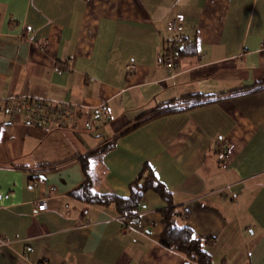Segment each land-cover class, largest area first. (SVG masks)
<instances>
[{
  "label": "crops",
  "instance_id": "0c3cea01",
  "mask_svg": "<svg viewBox=\"0 0 264 264\" xmlns=\"http://www.w3.org/2000/svg\"><path fill=\"white\" fill-rule=\"evenodd\" d=\"M176 14L175 44L194 53L174 48L168 69ZM263 40L264 0H0V264H198L159 242L158 193L133 218L70 195L85 178L75 156L113 137L92 165L94 191L127 197L147 164L176 223L213 237L214 264H264V88L252 91L264 85ZM195 92L222 97L126 131ZM22 93L73 103L67 124L8 119L7 99ZM99 103L106 121L86 124Z\"/></svg>",
  "mask_w": 264,
  "mask_h": 264
},
{
  "label": "trees",
  "instance_id": "16d2710c",
  "mask_svg": "<svg viewBox=\"0 0 264 264\" xmlns=\"http://www.w3.org/2000/svg\"><path fill=\"white\" fill-rule=\"evenodd\" d=\"M167 32L169 37L167 50L173 49L170 51H174V44L178 41H182L181 33L179 34V38L172 40L174 33L170 31ZM177 53L178 55L194 53L192 43L181 45V47L177 49ZM263 88L264 85H261L256 89H252V91H259ZM239 90H242V88L240 87L230 90V92H228L230 94L226 96L229 97L234 95ZM221 97L222 96L212 97L210 94L195 92L185 93L176 98L159 102L152 108L135 117L131 121L133 123L132 126L126 131L132 130L148 120L211 103L219 100ZM116 138L117 137H113L110 140L103 139L99 147L93 151L85 155L75 156L80 160L85 178L75 189L70 191V195L76 199L94 205L106 206L113 204L119 216L133 218L138 213L141 205L144 203L146 192L148 190H152L158 193V195L166 203V206L160 209L163 229L159 234V242L163 246L176 250L186 258L196 261L199 264H214L209 254L205 251V247L213 242V237L197 235L187 225H180L176 223L175 218L177 212L175 209L176 206H174L171 202L172 193L162 182L158 180L152 169L147 164L142 165L140 172L130 182V191L127 197H121L112 192L100 193L93 190L94 178L91 172L92 165L102 153L113 147ZM54 164L55 163H50L47 164V166H53ZM219 264L227 263L222 261Z\"/></svg>",
  "mask_w": 264,
  "mask_h": 264
},
{
  "label": "built area",
  "instance_id": "2783aa9c",
  "mask_svg": "<svg viewBox=\"0 0 264 264\" xmlns=\"http://www.w3.org/2000/svg\"><path fill=\"white\" fill-rule=\"evenodd\" d=\"M182 19V14H176L166 23V30L174 33L172 40L179 38V34L181 33L180 22ZM174 48L178 49V45L176 46V44H174ZM259 50L264 51V40L261 42ZM176 51L168 50L163 55L164 63L168 69H172L176 65ZM127 67L129 70L133 68L132 65ZM74 106L75 105L73 103L67 101L51 99L46 96H33L22 93L20 95L11 96L7 99L4 112L8 119H12L16 115H21L24 121L28 124L63 126L67 124L65 119L69 116L68 110ZM104 108L103 103H99L92 108H89L87 112L88 120L86 121V124L90 125L91 119L96 122L104 123L106 121ZM47 206V201L41 200L37 203L36 210H44ZM0 243L6 244L3 240Z\"/></svg>",
  "mask_w": 264,
  "mask_h": 264
},
{
  "label": "rangeland",
  "instance_id": "374dc122",
  "mask_svg": "<svg viewBox=\"0 0 264 264\" xmlns=\"http://www.w3.org/2000/svg\"><path fill=\"white\" fill-rule=\"evenodd\" d=\"M196 262V261H195ZM197 263V262H196ZM199 264V263H198Z\"/></svg>",
  "mask_w": 264,
  "mask_h": 264
}]
</instances>
